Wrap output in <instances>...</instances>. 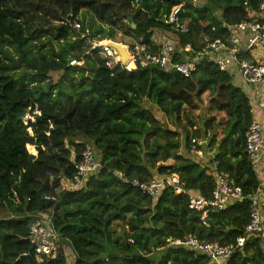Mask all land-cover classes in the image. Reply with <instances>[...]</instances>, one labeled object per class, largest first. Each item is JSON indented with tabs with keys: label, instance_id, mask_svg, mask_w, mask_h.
I'll use <instances>...</instances> for the list:
<instances>
[{
	"label": "trees",
	"instance_id": "trees-1",
	"mask_svg": "<svg viewBox=\"0 0 264 264\" xmlns=\"http://www.w3.org/2000/svg\"><path fill=\"white\" fill-rule=\"evenodd\" d=\"M141 1L0 0V264H217L201 252L169 247L167 239L193 234L229 244L244 234L248 196L260 187L246 150L245 134L258 108L252 96L229 71L206 61L185 77L154 65L111 69L98 48L86 51L88 38L114 39L116 28L153 50L157 29L173 33L180 46L190 43L198 50L207 39H225L227 25L260 14L264 0H206L198 6L188 0ZM53 5L58 6L54 19L62 22L56 27L60 47L48 41L45 52L46 41L37 39L35 53L36 32L28 21L37 12L49 14ZM178 6L177 24L164 22ZM83 10L109 29L91 21L88 31L81 25L78 33L73 24ZM70 13L75 18L69 19ZM82 57L84 66L70 64ZM55 71H63L57 83L49 79ZM35 110L41 115L25 123V114ZM157 111L177 129L164 127ZM200 137L208 140L204 152H214L218 168L229 171L246 195L211 212L208 225L189 207L192 192L209 197L214 189L208 167L190 152L192 139ZM87 144L102 162L100 173L81 189L61 188L60 177L76 175L75 164ZM117 172L141 182L159 179L161 195L152 198ZM173 173L184 184L180 193L169 182ZM41 189L55 203L44 207ZM40 213L52 217L73 261L63 247L54 258L36 256L29 226ZM226 264H264V230Z\"/></svg>",
	"mask_w": 264,
	"mask_h": 264
},
{
	"label": "built area",
	"instance_id": "built-area-1",
	"mask_svg": "<svg viewBox=\"0 0 264 264\" xmlns=\"http://www.w3.org/2000/svg\"><path fill=\"white\" fill-rule=\"evenodd\" d=\"M191 4L198 6L206 0H188ZM182 6H178L169 17H164L166 23L177 22V15ZM262 12L258 15L250 13V19H246L237 24L227 25L226 38L207 39L200 49H194L188 43L180 46L176 36H168L160 31H156L154 42L158 45L157 50H153L149 45L140 41L129 45L131 60L127 65H123L115 54V50L109 45H102L98 49L105 58L106 65L111 69L121 66L131 70L137 67H147L154 65L163 68L166 72H176L185 77H190L202 62H209L216 65L221 71L233 73L236 69L246 85H256L264 96V2L261 3ZM75 18L74 13L69 14V19ZM77 28H81V23L75 21ZM187 32V28H182ZM163 38H156L157 34ZM185 53L186 59L181 56ZM78 59H72V65H79ZM264 107V104H262ZM41 115L40 110H35L34 114L27 112L24 122H35L36 117ZM246 150L250 160L257 171L263 172V177L259 178L260 187L249 195L251 200L250 219L245 226L244 234L237 237L235 242L221 244L219 242L206 241L190 234L187 237H169L167 245L169 247H184L196 252H201L208 256L217 264H226L230 257L239 249H242L247 240L264 230V124L256 119L249 126L246 134ZM208 140L204 137L193 138L191 154L202 158V162L208 167V172L214 178V189L209 197L201 195L199 192H192L189 197L190 209L201 213V221L208 225L210 213L221 211L230 205L242 202L246 199L243 188L237 184L229 171L218 168V162L214 161V152L209 155L204 152L208 145ZM260 166V167H259ZM76 175L69 179L60 177V184L68 191L78 190L87 185L90 177L100 173L102 162L96 154L94 147L87 144L82 152L81 158L75 164ZM259 174V173H258ZM124 182H131L134 186L140 187L152 198L157 199L161 195L163 184L159 179L153 178L148 182H141L138 179L130 180L121 172H117ZM169 182L175 187V191H183V182L177 173L169 176ZM64 185V187H63ZM50 216V215H49ZM64 238L53 223L52 217L46 214H37L36 219L29 226V241L34 253L38 257L54 258L59 253L61 247L67 254V260L73 261L69 245L64 244Z\"/></svg>",
	"mask_w": 264,
	"mask_h": 264
},
{
	"label": "rangeland",
	"instance_id": "rangeland-1",
	"mask_svg": "<svg viewBox=\"0 0 264 264\" xmlns=\"http://www.w3.org/2000/svg\"><path fill=\"white\" fill-rule=\"evenodd\" d=\"M101 1H103V0H101ZM57 9H58V6L57 5H53V6H51L49 8V10H50V13L49 14H46L43 11L37 12L36 16L33 17L34 20L28 21V24H29V27L31 28V30L36 32V34H34L32 36L33 39H35L34 40L35 44H34V47H33V51L35 53H37L36 50H38L39 49V46H40V45H38V40L37 39H41L42 41H46L47 46H45V48H44V51L45 52L50 51L49 49H50V46L51 45H49V42L48 41L52 42V45L56 49H58L60 47L59 41L56 39V32H57L56 31V27H58V25H60L62 22L60 20L54 19L55 17L53 16V14L54 15H57L58 14V12H56ZM217 14L219 15L220 12L218 11ZM78 21L81 23L82 26H84L86 28V31H88L89 24H90L91 21L93 23H95V26L96 27H98L100 25L105 30L109 29V25H107L106 23H102L97 16L91 15V13L88 12V11H86V10H83L81 13L78 14ZM74 24H73V26L75 27V29L79 30L77 32L78 33H81L80 28H77ZM95 26H94V28H95ZM155 31H160V30L157 29ZM162 33H164V34H166L168 36H175L173 33L167 32V31L162 32ZM89 40L90 41H93L94 39H89L88 38L87 41H89ZM114 40H116V41L117 40L118 41H122L125 44L127 43V44H129L131 46L133 45V42H134V40L132 38L127 37L126 35H124L123 32L119 28H116V34H115ZM61 44H64V43H61ZM187 56L188 55H186L185 53H183V55L181 56V58L182 59H186ZM72 59H74V58H72ZM72 59L70 60V64H71ZM62 75H63V71L50 72L49 73V79L52 82L57 83L61 79ZM242 87L244 88V90L246 92H250V88H251V90H254L255 91V99L256 100H259V103H260L259 104L257 102L258 105H262V103L264 102V96L262 95V91H261V89L258 86H256V85L254 86V85L251 84V85H249L250 88L247 85H243ZM70 90L71 89L68 87V90L67 91H70ZM63 98H66L65 95L63 96ZM151 107L153 109H155L156 108V105L155 104H152ZM156 116L158 117V119H160L162 121L164 127H169L172 130L177 129V127L174 126V124H173V122H172V120H171L170 117L164 116L160 111H157L156 112ZM172 161L173 160H169V162H172ZM63 187H64V185H63ZM61 188H62V186H61ZM48 217H51V216H49V214H48ZM114 227L118 231H121L122 225L119 222H116L114 224ZM126 227H127L126 229L128 230L129 229V225L126 224ZM64 244L65 245H69L68 242H67V240H64ZM68 254L71 256L72 252L71 253L68 252Z\"/></svg>",
	"mask_w": 264,
	"mask_h": 264
},
{
	"label": "water",
	"instance_id": "water-1",
	"mask_svg": "<svg viewBox=\"0 0 264 264\" xmlns=\"http://www.w3.org/2000/svg\"><path fill=\"white\" fill-rule=\"evenodd\" d=\"M141 2L142 1L139 0V4H141ZM131 19L132 17H129V20ZM163 21L165 22L164 19ZM173 24L176 25L177 22H173ZM132 26L135 27V24L133 23ZM88 43L90 44V48L88 51H86V54H90L93 50L99 48L102 45H109L115 50V54L117 58L123 65H127L131 60V54L129 52V44L127 43L125 44L124 42L116 41L114 39H103V40H93V41L89 40ZM85 64H86V60L84 57H82L79 65L84 66ZM39 195L42 199L44 207H48L49 205L55 203L56 201L54 198L47 197L43 189L39 191ZM27 257L31 260V263H33L31 254H27Z\"/></svg>",
	"mask_w": 264,
	"mask_h": 264
},
{
	"label": "crops",
	"instance_id": "crops-1",
	"mask_svg": "<svg viewBox=\"0 0 264 264\" xmlns=\"http://www.w3.org/2000/svg\"><path fill=\"white\" fill-rule=\"evenodd\" d=\"M262 15L264 16V12L262 13ZM157 38H159V39H161V38H163V36L162 35H160L159 33L157 34ZM232 75H233V79H234V81H235V83L236 84H238L239 86H243V85H246L244 82H243V79H242V77L239 75V72L238 71H236V69H233L232 70ZM248 87H249V85H247ZM250 88V87H249ZM248 94H250V96H252L251 98L253 99L252 101L254 102V107L256 108V107H258L257 109H256V113H255V120L256 119H258V120H260L263 124H264V107L262 106V105H258V103H259V100H256L255 99V91L254 90H251V88H250V92H248ZM258 102V103H257ZM260 104V103H259ZM262 104H264V102L262 103ZM254 108V109H255ZM264 156V155H263ZM200 159V158H199ZM203 160V159H202ZM201 160V161H202ZM260 167V166H259ZM259 174V178H262L263 177V172L262 171H259L258 172ZM263 191H264V184H263Z\"/></svg>",
	"mask_w": 264,
	"mask_h": 264
}]
</instances>
